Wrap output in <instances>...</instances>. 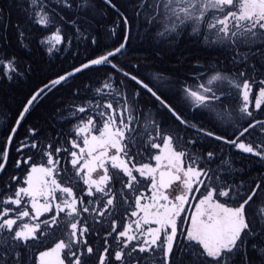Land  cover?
I'll return each instance as SVG.
<instances>
[{"label":"snow or ice","instance_id":"obj_1","mask_svg":"<svg viewBox=\"0 0 264 264\" xmlns=\"http://www.w3.org/2000/svg\"><path fill=\"white\" fill-rule=\"evenodd\" d=\"M13 4L18 48L31 51L35 30L50 59L76 52L5 119L0 264H264V0ZM97 17L107 44L90 27ZM134 31L210 55L184 79L141 74L122 60ZM32 72L0 45V84ZM57 93L67 127L52 135L28 121Z\"/></svg>","mask_w":264,"mask_h":264},{"label":"flooded vegetation","instance_id":"obj_2","mask_svg":"<svg viewBox=\"0 0 264 264\" xmlns=\"http://www.w3.org/2000/svg\"><path fill=\"white\" fill-rule=\"evenodd\" d=\"M11 5V7H9ZM0 8L4 9L5 20L9 22L7 32L4 33L0 30V45H4V49L8 52H17L28 63L32 65L33 72L27 82L21 81L19 84H0V144L3 143V132L5 119L10 122L20 107V103L32 87L38 84L41 80L54 74L61 69V58L72 60L73 55L76 52L75 45L73 49L67 53L58 54L54 59H50L46 52L38 46L36 36L39 35L38 31L34 30V38L31 41V51L27 49H20L17 46V33L13 25V12L20 9L15 7L13 0H0ZM23 16V13L20 11ZM24 19V17H23ZM7 36V44H4L3 37ZM182 46L184 55L179 59H161V61H155L153 57L148 59H133L129 60L131 50L128 45V55L122 58L125 64H133L139 62L141 64V74L147 75L153 71H160L173 78L184 79L185 74H191L193 65L196 64L198 59L205 58L204 55H199L197 58L193 54H189V50H204L198 41L183 38L180 39L174 46L178 49ZM206 51V50H205ZM66 62V61H65ZM62 98L67 99L66 94L57 93L56 95L44 100L29 117L28 123L38 121L39 125L47 132L55 135L57 130L65 128L66 125L58 123L57 110L63 107ZM147 98H145L146 100ZM202 119L206 126H210V121L207 117H198ZM20 135L23 136V130ZM259 164H251L247 159L241 158L238 166L244 168H259ZM260 166V165H259ZM9 167V172H11ZM253 175L256 173L253 172Z\"/></svg>","mask_w":264,"mask_h":264},{"label":"trees","instance_id":"obj_3","mask_svg":"<svg viewBox=\"0 0 264 264\" xmlns=\"http://www.w3.org/2000/svg\"><path fill=\"white\" fill-rule=\"evenodd\" d=\"M23 16L20 13V10H15L13 12V25L18 22L22 21ZM109 21L106 18L97 17L95 20H92L90 23V27L95 32V34L98 37V40L101 45L107 44L110 41L108 40L105 31H104V25H106ZM15 28V27H14ZM129 49L131 50V53L129 55V60L133 59H148L149 57H153L155 61H161V59H176L181 58L184 55V52H182L183 48L182 46L180 48H174V46H168L162 41L154 40L150 37H146L142 34H138L134 31L132 39L129 44ZM81 52H83V48L81 47ZM189 54H193L195 58L199 55H204L205 57H208L210 53L205 50H189ZM61 68L67 67L69 63L71 62L70 59H64L61 58ZM66 61V62H65ZM80 79H84V77H81ZM258 167H260L258 165Z\"/></svg>","mask_w":264,"mask_h":264}]
</instances>
